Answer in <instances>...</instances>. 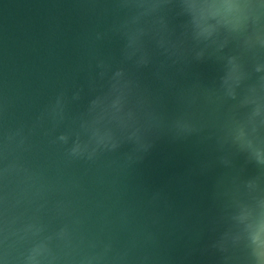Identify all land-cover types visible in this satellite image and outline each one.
Returning <instances> with one entry per match:
<instances>
[{"label": "water", "instance_id": "1", "mask_svg": "<svg viewBox=\"0 0 264 264\" xmlns=\"http://www.w3.org/2000/svg\"><path fill=\"white\" fill-rule=\"evenodd\" d=\"M240 3L0 0V264H264V0Z\"/></svg>", "mask_w": 264, "mask_h": 264}, {"label": "clouds", "instance_id": "2", "mask_svg": "<svg viewBox=\"0 0 264 264\" xmlns=\"http://www.w3.org/2000/svg\"><path fill=\"white\" fill-rule=\"evenodd\" d=\"M192 7L212 12L221 11L229 14H238L242 5L240 0H192ZM258 158H260L259 155ZM250 241L256 245V255L264 257V224L258 225L251 232Z\"/></svg>", "mask_w": 264, "mask_h": 264}]
</instances>
